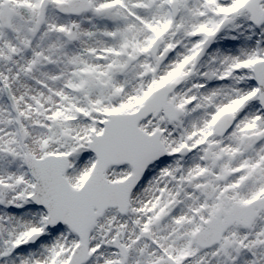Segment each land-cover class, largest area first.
<instances>
[{"label":"snow or ice","instance_id":"obj_1","mask_svg":"<svg viewBox=\"0 0 264 264\" xmlns=\"http://www.w3.org/2000/svg\"><path fill=\"white\" fill-rule=\"evenodd\" d=\"M0 264H264V0H0Z\"/></svg>","mask_w":264,"mask_h":264}]
</instances>
